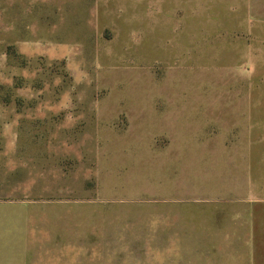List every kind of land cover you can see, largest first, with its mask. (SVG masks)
<instances>
[{
  "label": "rangeland",
  "instance_id": "374dc122",
  "mask_svg": "<svg viewBox=\"0 0 264 264\" xmlns=\"http://www.w3.org/2000/svg\"><path fill=\"white\" fill-rule=\"evenodd\" d=\"M10 1L12 14L0 0V264H163L166 208L264 205L258 4L175 1L164 23L163 0H93L73 15L59 0L42 16L44 0ZM178 109L180 166L165 148ZM209 142L252 147L200 149ZM206 175L213 201L199 198ZM248 178L250 201H236ZM179 183L181 204L168 196Z\"/></svg>",
  "mask_w": 264,
  "mask_h": 264
},
{
  "label": "crops",
  "instance_id": "0c3cea01",
  "mask_svg": "<svg viewBox=\"0 0 264 264\" xmlns=\"http://www.w3.org/2000/svg\"><path fill=\"white\" fill-rule=\"evenodd\" d=\"M23 1L24 0H19L18 5ZM57 1L59 0H44V5L41 1V5L38 6L40 16H42L44 10L46 12L48 11L47 6L54 7V5L58 3ZM175 1L180 4V7L182 4L185 5V0L162 1V6L164 7V23L171 22L172 19L169 17V14L172 7L176 6ZM92 2L93 0H67L68 12L73 15L74 11H77L73 4L88 7ZM101 2L104 6L113 7L110 0H100L99 3ZM155 2L156 0H146V3L149 5L151 4L153 7L155 6ZM257 2L248 0L244 1V5L252 7L254 4H258L259 11L264 13V0H258ZM135 3L138 4L139 0ZM3 4L9 6L8 13L12 14L11 1L4 0ZM86 11L87 10L84 8L83 15H85ZM54 13L56 12L54 11ZM104 15L113 16L111 11L104 12ZM80 19L81 18H77V20ZM97 20L99 21L100 17ZM152 20H154V18H152ZM248 27L254 28L251 24H249ZM168 98L169 101H171L172 98ZM261 99L264 103V96H262ZM174 100L172 101L174 102ZM182 115H184V113L181 109L174 112L173 116L176 118L175 123H173L174 132H171L173 134L169 135L171 140L167 146H165V148H169L168 157L173 163L178 164V166H180L181 161L184 159L183 156H185V145L180 141L181 137L176 136L177 129L180 130L181 128ZM215 115L216 113L212 111L204 116L207 117L206 119H212ZM169 118L172 119L173 117L170 115ZM210 123L212 124V121ZM261 146L262 143H260V147ZM251 147V144L246 145L244 143L219 145L218 143L209 142L200 145V149L204 151H217L220 148L224 150H249ZM212 155L214 156L213 153ZM212 155L210 154V156ZM245 157L249 165L251 152L245 154ZM202 162V173H207L208 171L212 172L213 167L217 166L218 163V161L215 162L212 158L203 160ZM262 173L264 176V171ZM203 178L204 179L201 180L203 184L198 191L200 192L199 198H201L202 201H213L215 196L213 189L215 186H213V184H215V181L210 175H206V177ZM258 182L261 187L259 191L261 196H259V198L262 197L264 200V179L259 177ZM210 183L213 184L210 185ZM234 193V198L237 199L236 201L248 203L251 195L249 178L247 180V189H245L243 185L240 190ZM168 196L170 201H177V203L181 204L186 198L187 192L185 187L183 188L182 184L179 183L172 190H169ZM188 212L182 207H169L163 212L164 220L161 224V228L156 227V229H162L163 264H264V205L243 204L232 206L223 205L221 207H201L193 209L192 212ZM23 262L27 263V259L23 260Z\"/></svg>",
  "mask_w": 264,
  "mask_h": 264
}]
</instances>
